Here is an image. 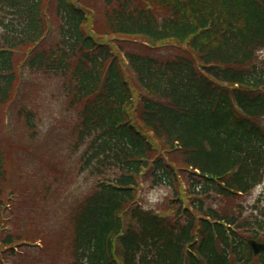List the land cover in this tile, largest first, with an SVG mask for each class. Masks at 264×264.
<instances>
[{"label":"trees","instance_id":"obj_1","mask_svg":"<svg viewBox=\"0 0 264 264\" xmlns=\"http://www.w3.org/2000/svg\"><path fill=\"white\" fill-rule=\"evenodd\" d=\"M262 52L264 0H0V264H264L247 246L264 220L239 203L264 181ZM23 69L61 84L97 179L54 235L39 189L8 187L44 132L20 102L28 147L5 137ZM146 178L161 213L138 204Z\"/></svg>","mask_w":264,"mask_h":264},{"label":"rangeland","instance_id":"obj_2","mask_svg":"<svg viewBox=\"0 0 264 264\" xmlns=\"http://www.w3.org/2000/svg\"><path fill=\"white\" fill-rule=\"evenodd\" d=\"M51 23V36L54 37L52 20ZM51 41L46 47L51 45ZM260 56L264 60V52ZM23 80L25 84L19 102L7 110L8 135L5 137L14 148L22 147L19 146L24 131L23 125L18 121V107L23 105L20 102H25L30 110L40 114L39 120L41 122L42 119L44 132L39 142L34 144L32 154H25L26 156L19 160L15 159L17 167L12 162L9 163L8 187L10 191L18 193L19 200L24 196L27 197L35 188L39 189L40 200L44 201L43 206L52 209L51 213L53 211L54 213L49 215L50 219H47L48 215L42 210L38 218L55 221L54 235L60 232L58 222L63 224L65 217L71 213V208L92 192L97 179L92 178L89 173H79L76 168L77 157L73 156L71 149V128L76 116L65 110V97L61 92V84L57 79L31 76L26 69L22 72ZM25 142L22 148L28 147L26 138ZM144 182L146 184L141 191L140 204L146 210L161 213L167 205L169 191L166 189L151 191L147 178ZM45 187H51L50 192L47 193ZM239 203L243 205L246 216L252 215L255 209L264 210V183ZM28 210L26 206L25 211ZM6 214L9 217L11 211ZM259 214L260 212L254 216ZM26 230L29 231V227ZM36 245V248H27L23 251L34 257L38 251L42 252L43 248L41 242ZM23 264H26V260Z\"/></svg>","mask_w":264,"mask_h":264},{"label":"water","instance_id":"obj_3","mask_svg":"<svg viewBox=\"0 0 264 264\" xmlns=\"http://www.w3.org/2000/svg\"><path fill=\"white\" fill-rule=\"evenodd\" d=\"M249 245L253 249L255 255H259L261 252H264V245H260L254 241H250Z\"/></svg>","mask_w":264,"mask_h":264}]
</instances>
